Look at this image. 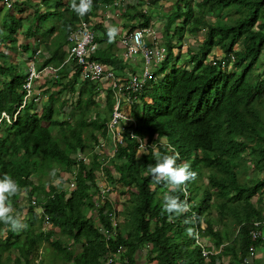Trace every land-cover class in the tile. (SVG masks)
Here are the masks:
<instances>
[{"label": "trees", "instance_id": "obj_1", "mask_svg": "<svg viewBox=\"0 0 264 264\" xmlns=\"http://www.w3.org/2000/svg\"><path fill=\"white\" fill-rule=\"evenodd\" d=\"M124 1L92 0L91 11L83 16L98 43L91 58L117 70L125 64L113 49L115 41L109 42L108 30L90 19L100 5L116 2L114 8L126 21L123 26L150 25L151 15L132 5L121 8ZM142 1L146 5L159 2ZM172 2L173 10L166 13L162 26L163 40L172 31L179 37L199 33L201 41L195 50L186 49L187 56L181 59L174 58L164 40L165 56L154 78L146 82L140 104L131 107L136 125L123 126L122 143L104 159H99L94 147L109 140L106 123L112 93L107 89L98 101L93 82L76 83L77 72L68 76L67 64L61 65L65 37L77 20L70 0H52V5L44 0L46 9L35 7L31 25L24 29L21 17L1 11L0 112L11 116L17 109L25 77L24 68L8 61L3 49L14 51L18 46L26 53L27 40L37 36L45 47L52 46L43 64L60 66L54 79L41 85L45 101L25 103L10 125L0 121V177L7 174L18 182L21 191L11 203L18 211L25 209L22 222L27 225L12 231L0 222V264H33L42 242L69 264H102L106 255L120 247L119 264H241L250 246L264 251V0ZM19 31L21 43L16 39ZM238 44L240 48L235 49ZM213 48L221 60L228 61L227 70L220 67L217 54L214 64L206 60ZM96 107L94 112L91 108ZM140 140L146 147L138 154ZM168 147L179 153L178 164L188 163L198 178L205 179L204 185H197L196 179L188 182L186 200L191 209L172 220L161 214L167 189L154 183L147 171L157 153L174 154ZM77 152L88 153V162H76L72 155ZM97 172L123 201L120 211H115L114 203L106 199L96 208L94 221L88 211L94 208L98 191ZM71 175L74 188L68 190ZM21 192L27 199L42 196L38 203L49 218V229L42 230L32 207L18 205ZM172 194L183 201V191ZM212 211L218 227H214ZM110 214L127 217L116 225L114 238L106 241L96 224L109 229ZM186 219L192 223L185 224ZM189 227L200 234L209 251L206 257L192 235L186 234ZM253 228L260 233L255 239L249 234ZM52 229L58 233L55 238ZM38 264H43L40 258Z\"/></svg>", "mask_w": 264, "mask_h": 264}, {"label": "clouds", "instance_id": "obj_2", "mask_svg": "<svg viewBox=\"0 0 264 264\" xmlns=\"http://www.w3.org/2000/svg\"><path fill=\"white\" fill-rule=\"evenodd\" d=\"M29 1L31 3H28L25 0H19V2H17L16 0H0V12L2 11V8H6V9H8L7 11H11L12 10L11 8H13V6H14V10L13 11H15V12H12V13H13L14 16H16L15 15V13H16L18 15L16 17H21L22 18L21 19V25L24 26L23 19H24V17L26 16V14L28 13V11L30 9L33 10L35 7L40 9V11H44L46 9V6L43 3L44 0H29ZM77 1L78 0H70V9L76 14V18H77V16L83 17L88 12L91 11V9H92V0H79L78 3H77ZM125 1H126V4H127V0H125ZM52 4L53 3H51L50 5H52ZM22 5L25 6V9L27 8L28 11L21 8L22 12H17L18 10H16V8L18 9V7H20ZM112 8H114V6ZM31 17H32V13H31ZM90 17H92V16H90ZM91 19L94 20L93 17ZM77 20L69 28L68 32L75 25ZM93 22H95V21H93ZM151 23H152V17H151ZM154 23H156V21ZM89 28H90V24H89ZM108 28L109 27L107 26L106 30ZM116 31H117V29L114 28V27L109 29V31H108L109 42H111V40H112V38H113V36H114ZM92 32L95 35V32L93 30H92ZM16 34H18L19 37H21L22 40H23V37H22L20 31L18 33H16ZM27 42H29L28 44H29L30 54H28V51H27L25 53L26 57L23 56V58H24L25 77H24L23 83L21 85L22 86V93H23L22 94L21 103L17 106V109L14 111V113L11 116H9V114H7L4 111L0 112V121L4 120L9 125L11 124V121H14L16 114L22 109V107L24 106L25 103L31 102L33 105H40L41 102L45 101L44 94H42V92H41V88H42L41 85H45V83H49L48 81L53 80L54 77L56 76L57 70H58V68L60 66L59 65L58 67H56L52 63L43 64L44 59L49 57V55L51 53V50H52V46L49 45L48 48L45 47L43 45V43H41V38H39L37 36L30 37L27 40ZM41 45H42L43 50H44L43 51L44 55L42 54V49L40 48ZM65 46H66V37H65L64 46H63V50H64V53H65V56H66V47ZM16 51H18V50H16ZM65 56H64V59H65ZM212 60L213 59H210V60H208V62H210V64H214ZM217 60L220 61V64H219L220 67L222 69L224 68V69L227 70V67H229L228 66V61L221 60V57L218 58ZM222 62H223V64H221ZM31 64H32L33 67H30ZM62 64H64V63H61V65ZM21 66H23V65H21ZM47 66H50L51 68L55 69V71H51V72H48V71H45V70L42 71V69L44 67H47ZM30 68H33V71H34L31 74H30ZM34 73H37L38 75L34 76L33 75ZM162 74H163V72H162ZM162 74H161V76H162ZM69 75H70V72H69L68 76ZM78 82H81V81H78L77 80V76H76V83H78ZM26 83H29V85H30V93L27 96H26V88H25V84ZM140 94H141V92L138 95V99H139L138 103H135V104H132V105H139L140 104V101H141ZM68 95L69 94H65V97L67 98ZM103 97H102V99H103ZM2 113L6 117L3 116ZM109 115H110V113H109ZM127 117H128V120H126L121 125L122 131H123V126L124 125H127V124H131L133 126L136 125L134 116L131 113V108H130V110L127 113ZM108 120H109V118H108ZM122 131H121V137H122ZM128 135H129L130 138L134 137L131 129H128ZM108 136H109V140L103 141L98 148L94 147L95 148L94 149V153H96L98 155V152L96 150L98 149L100 151L101 148L104 145H106V146H108V153H109V150H110V154L105 155L104 157H111L112 154H113V151L115 150L116 145H118V144L120 145L122 143V141H123L122 138H121V142H118V141L114 142V141H112V139H111L109 134H108ZM145 147H146V145H144V142L140 140L139 144H137V147H136V153L140 154V152H142L141 150L145 149ZM151 147H152V149H154V145H152ZM168 148L171 151H173L174 154H169L167 152H165V153H157L156 157H155V163L148 165L147 171L151 175V178L154 181V183L162 184L167 189V191H165L163 193V197H162L163 202H162V205H161V214L162 215L163 214H167L168 219L172 220L174 217H179V216L187 213L191 209L190 204L186 200V198L189 195V193L187 191L188 182L189 181H194L196 179L195 181L198 182L197 185H200V184L204 185L205 184V179L202 178V177L198 178L197 177V173L195 171L191 170V167H190V165L188 163H186V162L180 163L179 162V164H178L177 160L179 159V153L176 152L171 147H168ZM197 153H198V151H197ZM82 155H84L85 160H79V162L80 161L81 162H88V159H89L88 153L82 154ZM73 157L75 159V155H72V158ZM104 157H99V159H104ZM76 162H78V161H76ZM74 169H75V167L71 168L72 175H73V172L75 171ZM60 175L62 176V174H60ZM72 175L68 179V182L70 180H73V176ZM100 177H101L100 172H97L96 173V182L97 181L100 182L101 180L104 181ZM202 179H204V183L202 182ZM68 182L66 183V188H67ZM73 182H74V180H73ZM99 182H98V184H99ZM98 184H97V187H98ZM105 185H107L109 187V190H108L107 194L110 191H113L111 186L107 182H105ZM68 190H70V189H68ZM20 191H21V189H20V186H19L18 182L16 180H14L10 175L5 174L3 177H0V222H2L6 226H9L12 231H19V230L24 229V228L27 227V225L22 222L23 219L26 216L25 209H22L21 211H18V210H16V208L12 207V203H11V198L16 196ZM181 191H183V201H181V199H180V197L178 195H173L172 194V193L181 192ZM25 197H26L25 194L23 192H21L20 193V200L22 202L21 201L18 202V205H20V206L21 205H25V207H26V205H29L30 207H32L33 213H35L37 215V217L41 221L42 230L44 231L45 227L47 229H49L50 228L49 218L44 213V208L42 207V205H39V203H38L39 200H40L39 198H42V196H39V197L37 196L38 199L35 198V197L27 199ZM106 199H109L107 197V195H105L103 198H100L99 191H97L96 195L93 198L94 208H92V209H90L88 211V214L92 215L94 221H95V216L94 215H95L96 208H98L101 205H103V203H104V201ZM23 201H25V202H23ZM120 209H121V206H120ZM120 209H118L117 211H120ZM114 215L115 214H110V216H109V227H110L109 229H105L103 226H101L98 223L96 224L99 232L101 231V229H103V230H108V231L114 230L115 231V235L118 233L116 231V225L118 224V222H121L123 220L124 216L122 214H120V215H122V218H121L120 215H117V216L120 217V220H119L118 217L114 216ZM45 217H46V219H45ZM112 220H114V222H115V226L113 228L111 226V221ZM184 223L185 224H191L192 220L191 219H186L184 221ZM202 227H203V224H200L199 228H202ZM186 232H187L188 235H192L193 243H194V245H196V246H198L200 248V253H201V247H203L205 250H207L206 246H204L202 244V242H201L200 234L197 231H195V229L193 227L187 228ZM101 235H102V233H101ZM114 236L111 237V238H114ZM196 239L198 240L199 244H197L195 242ZM105 240L107 241V239H105ZM120 248H118V249H120ZM208 253H209V251H208ZM38 257H36L33 260V264H38V260L40 258V257L39 258Z\"/></svg>", "mask_w": 264, "mask_h": 264}, {"label": "built area", "instance_id": "obj_3", "mask_svg": "<svg viewBox=\"0 0 264 264\" xmlns=\"http://www.w3.org/2000/svg\"><path fill=\"white\" fill-rule=\"evenodd\" d=\"M127 2L129 1L127 0ZM115 4L113 3V5ZM141 10L145 13L143 8ZM104 17L109 18V15L105 13ZM77 19V22L66 36V56L62 63L67 64L69 72H77L78 81L87 80L93 82L95 89L102 97L105 95L107 89L111 91L113 103L110 109L109 120L106 123V129L112 141L121 142V125L128 120V111L132 104L138 103L139 93L143 91L146 82L154 78L153 72L161 64L165 56L166 50L163 41L158 31L151 26L154 24L153 21L146 27L129 29L127 26H114L117 31L111 42L115 41V46L117 47L116 55L125 64L123 69L117 70L111 65L91 58L97 50L98 44L94 41V33L89 28V23L83 17L77 16ZM133 21L129 22L132 23ZM108 27V31L113 28V26ZM30 67H33L32 64ZM44 70L48 72L55 71L50 66L44 67L42 71ZM33 72V68H30V74ZM33 75L37 76L38 74L34 73ZM25 88L27 96L30 93L29 83L25 84ZM2 115L5 116L3 113ZM75 159L76 161L85 160V157L77 152ZM73 187L74 182L70 180L67 188L72 189ZM108 190L109 187L107 185L100 186L98 184L100 198L107 195ZM258 224L259 222L257 221L253 222L254 227H257ZM111 226L112 228L115 226L114 220L111 221ZM100 232L104 239L115 235L114 230L101 229ZM249 234L252 239H255L260 233L253 228L249 231ZM195 242L199 244L197 239ZM120 251V249H117L113 254L106 255L103 258L102 264H116ZM254 252L255 249L250 246L241 264H254ZM201 254L206 257L208 251L201 247Z\"/></svg>", "mask_w": 264, "mask_h": 264}, {"label": "rangeland", "instance_id": "obj_4", "mask_svg": "<svg viewBox=\"0 0 264 264\" xmlns=\"http://www.w3.org/2000/svg\"><path fill=\"white\" fill-rule=\"evenodd\" d=\"M16 1L19 2V0H16ZM25 1H27L28 3H31L29 0H25ZM128 1L129 2H127V5H132L134 10L140 11L143 8L145 13L148 14V16L151 15L152 18L155 17L152 20L156 21V23H154L151 26L154 27L156 29V31H158L159 36L162 37L161 40L163 41L164 47H165L164 40L167 42V45L170 46V50L173 53L174 58L177 57L178 55L180 56L181 59L186 58V56H187L186 49L195 50L198 47L199 42L201 41V34H199V33H197L195 35H188V33H184L182 37H179L177 34H174V32L169 31V33H167V35L165 36V38L163 40L162 26H163V22H164L165 18L167 17L166 13L168 11L171 12L173 10V5L170 4L173 0H159V2H156L153 5H146L142 0H128ZM192 1H197V0H192ZM51 2H52V0H48V3H51ZM122 3L123 4L120 5V7L124 8V6L126 5V1H124ZM21 8L25 9V6L22 5V6L18 7V9H21ZM11 9L12 10L10 11V13L15 12V11H13L14 10V6ZM7 10L8 9H6V8H2V12L3 13L6 12ZM25 10L28 11L27 8ZM31 12H32V9H30L28 11V13L26 14V16L24 17V19H23L24 26L31 25V22H32V19H33L31 17ZM0 15H1V12H0ZM15 15L18 16L16 13H15ZM122 20H125V19H122ZM90 22L93 23V20L90 19ZM177 22L178 21H175L173 24H177ZM24 26H23V29H24ZM170 29H171V27H170ZM16 39H17V43L23 42L22 38L19 37L18 34L16 35ZM40 48L42 49V54H43L44 50H43L42 45L40 46ZM239 48H240L239 44L235 46V49H239ZM15 49L18 50V51H16V50H14V51L13 50H5V49H3V51L8 55V61L9 60H13L15 62L17 61L18 64L19 65H23L21 67L24 68V58H23V56L26 57V55H25V53H23L20 50V48L18 46H16ZM113 49H114L115 52L117 51V47L116 46H114ZM216 50L217 49L213 48L206 55V57H205L206 60H210V59L215 58L216 54H217L216 58H220L221 54H220L219 51L217 52ZM28 54H30V51H28ZM180 58L178 59V61H180ZM260 69L261 68L257 69L256 71H260ZM262 74H264V72H262ZM101 99H102V95H99L98 101H100ZM146 100H148V99L146 98ZM97 108L98 107L91 108V109H93V111L95 112V110ZM101 114H102V112H101ZM256 144H257V141L252 142L253 146H256ZM96 151L98 152L99 157H104L105 155L110 154V150H109V153H108V146H106V145H104L101 148L100 151L98 149ZM249 164H251V160H249ZM240 177H243V174H241ZM98 182L99 181H97V184H98ZM202 182L204 183V179H202ZM101 183H103V184H101ZM104 184H105V182L102 181V180L99 183L100 186H103ZM107 197L111 200L112 206H113V203H114L115 211L120 209L123 197L119 193H116L115 191H110L107 194ZM251 200L254 202L255 197H252ZM115 216H117V215H115ZM211 216H214V219H215L214 227H218L219 224H218V221L216 220L217 216L214 213V211L211 212ZM117 217L120 220V217L122 218V215H120V217L119 216H117ZM124 217L126 218L127 216L125 215ZM45 230H47L46 227L44 228V231ZM52 231H55L54 232V236H53V238H55L58 235V233H57V231L55 229H52ZM186 234H187V232H186ZM208 240H209L208 238L205 240L206 241V245H209V241ZM254 254H255L254 258L252 257L253 258V263L254 264H263V259H262V257L264 256L263 249L256 248ZM38 256L42 260L43 264H69V263L62 262L58 257H56L54 255V253H53V250L49 247L48 244H46L44 242H42V244L40 245V247L38 249ZM118 262L119 261H117L116 264H119Z\"/></svg>", "mask_w": 264, "mask_h": 264}, {"label": "crops", "instance_id": "obj_5", "mask_svg": "<svg viewBox=\"0 0 264 264\" xmlns=\"http://www.w3.org/2000/svg\"><path fill=\"white\" fill-rule=\"evenodd\" d=\"M105 13L109 15V18L104 17ZM119 15L120 10L118 11L117 9L112 8L111 5H100L94 12L93 19L95 21L94 23L100 24V27L103 29H106L107 26L121 27L125 23V20H122ZM154 18L155 17H153L152 19Z\"/></svg>", "mask_w": 264, "mask_h": 264}]
</instances>
